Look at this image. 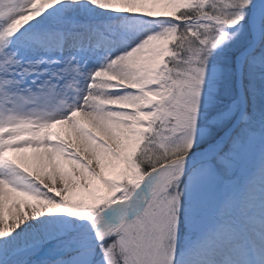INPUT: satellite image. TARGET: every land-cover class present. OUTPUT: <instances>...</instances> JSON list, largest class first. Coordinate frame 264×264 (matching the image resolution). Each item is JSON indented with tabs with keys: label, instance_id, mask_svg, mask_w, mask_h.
<instances>
[{
	"label": "snow or ice",
	"instance_id": "1",
	"mask_svg": "<svg viewBox=\"0 0 264 264\" xmlns=\"http://www.w3.org/2000/svg\"><path fill=\"white\" fill-rule=\"evenodd\" d=\"M0 264H264V0H0Z\"/></svg>",
	"mask_w": 264,
	"mask_h": 264
},
{
	"label": "bare ground",
	"instance_id": "2",
	"mask_svg": "<svg viewBox=\"0 0 264 264\" xmlns=\"http://www.w3.org/2000/svg\"><path fill=\"white\" fill-rule=\"evenodd\" d=\"M157 9L158 8H163V5H156ZM55 131H61V132H64L65 129L62 127V126H56V128L54 129ZM7 155L11 158H18L20 156H23V155H27L29 157L32 156V150L29 149L28 152L25 154V153H18V152H15V151H9L7 153ZM26 163L29 164V166H31L33 169L36 168V162L34 160H29L27 161ZM79 194V193H78ZM15 195V194H14ZM10 203V202H9ZM11 222V220H9V223Z\"/></svg>",
	"mask_w": 264,
	"mask_h": 264
},
{
	"label": "rangeland",
	"instance_id": "3",
	"mask_svg": "<svg viewBox=\"0 0 264 264\" xmlns=\"http://www.w3.org/2000/svg\"><path fill=\"white\" fill-rule=\"evenodd\" d=\"M164 9V6H163V8H158L157 10H163Z\"/></svg>",
	"mask_w": 264,
	"mask_h": 264
}]
</instances>
